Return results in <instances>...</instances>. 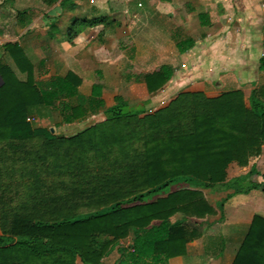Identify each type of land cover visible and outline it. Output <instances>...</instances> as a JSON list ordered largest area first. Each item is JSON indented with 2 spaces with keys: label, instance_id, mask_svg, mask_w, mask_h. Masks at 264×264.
<instances>
[{
  "label": "trees",
  "instance_id": "16d2710c",
  "mask_svg": "<svg viewBox=\"0 0 264 264\" xmlns=\"http://www.w3.org/2000/svg\"><path fill=\"white\" fill-rule=\"evenodd\" d=\"M41 1L74 8L71 0ZM14 11L21 26L34 14L29 7ZM199 20L211 23L206 13ZM110 23L107 15L77 19L66 37ZM57 31L53 24L49 36ZM194 45L189 38L177 48ZM2 47L28 76L19 80L0 64V264H102L115 248V264H168L198 235L200 219L215 214L201 189L224 185L231 163L246 166L262 151L264 84L253 88L248 102L241 89L216 97L180 91L153 111L146 107L150 99L131 104L117 95L100 120L66 135L38 126L34 108L59 101L62 123L85 119L83 103L60 100L78 93L79 78L69 74L41 89L19 41ZM259 69L264 71V54ZM173 75L167 64L146 74L150 95ZM92 92L99 95L100 86ZM249 175H261V181L243 191L264 192V173L251 169ZM245 179L230 182L234 192ZM178 213L182 217L173 220ZM125 238L128 244L120 242ZM232 264H264V216H254Z\"/></svg>",
  "mask_w": 264,
  "mask_h": 264
},
{
  "label": "crops",
  "instance_id": "0c3cea01",
  "mask_svg": "<svg viewBox=\"0 0 264 264\" xmlns=\"http://www.w3.org/2000/svg\"><path fill=\"white\" fill-rule=\"evenodd\" d=\"M70 2L74 4L73 9L69 4L60 9L56 3L43 12L34 13L31 21L23 26L16 22L15 7L11 10L14 19L5 8H0V17L5 13V19L0 18L3 25L0 64L10 67L19 80L27 79V73L17 68L2 47L6 41L17 40L32 64V77L39 88H49L52 80L69 74L80 80L78 93L69 98L61 95L60 100L72 105L83 103L86 118L62 123L57 101L52 106L34 108L36 121L41 118L43 109L56 116L54 126H38L56 130L59 124H87L103 116V110L114 103L117 95L131 104L148 99L150 103H157L162 92L171 90V80H177L176 84L179 80H198L187 85L183 81L181 91H200L208 97L241 89L246 102L253 88L264 84V71L259 69V60L264 54V0ZM200 13L207 14L210 25L201 26ZM105 15L114 23L85 27L72 39H67L68 28L75 20ZM53 24L58 31L50 37ZM189 38L195 45L179 52L177 43ZM194 53L196 65L187 70ZM164 64L173 68L174 75L161 91L151 96L145 75ZM1 80L0 76V84ZM94 85L100 86L97 96L92 94ZM99 100L102 103L99 104ZM251 169L264 173V145L259 155L250 158L248 165L240 166L236 162L229 165L225 184L213 192V199L204 192L215 214L200 219L198 235L187 243L184 254L169 258L168 264H232L254 216H264V192L261 189L243 191L250 181H261V175H249ZM240 176H246L244 186L234 192L230 182ZM224 198L221 209L218 203ZM180 217L182 215H176L173 220Z\"/></svg>",
  "mask_w": 264,
  "mask_h": 264
},
{
  "label": "rangeland",
  "instance_id": "374dc122",
  "mask_svg": "<svg viewBox=\"0 0 264 264\" xmlns=\"http://www.w3.org/2000/svg\"><path fill=\"white\" fill-rule=\"evenodd\" d=\"M2 7L5 8V12L6 13H9L11 15V10H12L13 7H15L17 9H24V8H28V7L29 8H33L34 9V13L37 14V13L43 12L49 6L45 5L41 0H12V1L11 0H8L5 3L2 4ZM4 14H2V16H1L2 17V20L5 19L4 18L5 17ZM7 16H9V15H7ZM11 16H12L11 18L14 19V16L13 15H11ZM15 19H16V17H15ZM1 26H3L2 23L0 24V28L2 29ZM194 55L196 57V54L195 53L190 56V62H189V64H187L188 66L186 67L187 70H190V68H192L193 66L196 65V58L194 60ZM195 68H194V71L197 70V68L196 69ZM176 81L177 80H171V84H172L171 90L169 92L168 91L162 92L160 94V97H159L158 101H156L157 103H148L147 104L146 107H147L148 111H153V110H155V109H157V108H159L161 106H164L166 104V102L169 101V99H171L178 92L181 91V89L183 87V86H181V84H182L183 81H185V83H183V84L184 85H187V83H192V82H195V81H198V80H179V83L178 84H176ZM42 113L44 115L42 114L41 118H39L36 121V124L37 125L39 124V125L54 126L55 125V120H56V116L54 115V113L53 114L52 113L50 114V112L48 110H44V109H43ZM101 117H103V116H101ZM101 117L100 118H94V120H100ZM87 125H88V123L87 124L86 123L85 124L84 123L83 124L81 123L80 125H76V126L75 125H72L71 126V125H64V124L62 125V124H59L58 126L56 125V130L60 134L70 135V134L75 133L77 131V129H81V128L87 126ZM73 126H75V127L73 128ZM231 172L232 173H236L235 171H231ZM256 179H258V178H256ZM259 179H261V178H259ZM218 186L219 185H215L210 190L209 189L208 190L201 189V190L203 192H205V194L209 198L213 199L214 198V195H212L213 192H215V190L222 189V188H218ZM176 215L180 216L181 214L178 213ZM176 215H174V216H176ZM105 238H108V237L102 236V238H100V239L102 241ZM127 241H128L127 238L120 240V242H123V243H127ZM118 258H119V253H118V251L115 248L110 253V255H108L107 257H105L103 259V263L102 264H115L116 261L118 260Z\"/></svg>",
  "mask_w": 264,
  "mask_h": 264
},
{
  "label": "water",
  "instance_id": "95a60500",
  "mask_svg": "<svg viewBox=\"0 0 264 264\" xmlns=\"http://www.w3.org/2000/svg\"><path fill=\"white\" fill-rule=\"evenodd\" d=\"M3 82V80H1V83Z\"/></svg>",
  "mask_w": 264,
  "mask_h": 264
},
{
  "label": "built area",
  "instance_id": "2783aa9c",
  "mask_svg": "<svg viewBox=\"0 0 264 264\" xmlns=\"http://www.w3.org/2000/svg\"><path fill=\"white\" fill-rule=\"evenodd\" d=\"M28 119H30V118H28Z\"/></svg>",
  "mask_w": 264,
  "mask_h": 264
}]
</instances>
